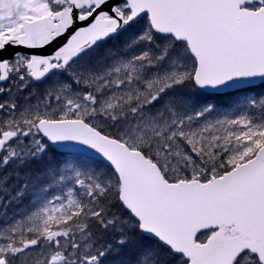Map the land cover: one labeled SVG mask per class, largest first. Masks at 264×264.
<instances>
[{
  "label": "snow or ice",
  "instance_id": "1",
  "mask_svg": "<svg viewBox=\"0 0 264 264\" xmlns=\"http://www.w3.org/2000/svg\"><path fill=\"white\" fill-rule=\"evenodd\" d=\"M256 80L264 0H0V264H264Z\"/></svg>",
  "mask_w": 264,
  "mask_h": 264
},
{
  "label": "trees",
  "instance_id": "2",
  "mask_svg": "<svg viewBox=\"0 0 264 264\" xmlns=\"http://www.w3.org/2000/svg\"><path fill=\"white\" fill-rule=\"evenodd\" d=\"M255 88L257 92H264V83L259 84L257 86L251 87ZM252 95H255V93H252ZM227 102V100L223 101ZM260 111L259 108L253 109L251 114H258ZM33 179H35V173H33ZM14 181H9V184H12ZM38 184V182H37ZM35 193L32 191V185H30V190L28 195L25 197V200L23 203L27 205L29 198L33 197ZM0 197H3L2 200L5 202V211L0 214V220H5V219H12L11 222H13V217L19 218L20 212L23 210L21 208V204L19 202L13 201L12 203H7L8 197L4 195V193L0 192Z\"/></svg>",
  "mask_w": 264,
  "mask_h": 264
},
{
  "label": "rangeland",
  "instance_id": "3",
  "mask_svg": "<svg viewBox=\"0 0 264 264\" xmlns=\"http://www.w3.org/2000/svg\"><path fill=\"white\" fill-rule=\"evenodd\" d=\"M4 211H5V203L3 202L2 199H0V214H2ZM3 222H4L5 226H6L7 224H9L10 220L9 219H5Z\"/></svg>",
  "mask_w": 264,
  "mask_h": 264
},
{
  "label": "water",
  "instance_id": "4",
  "mask_svg": "<svg viewBox=\"0 0 264 264\" xmlns=\"http://www.w3.org/2000/svg\"><path fill=\"white\" fill-rule=\"evenodd\" d=\"M261 82H262V81H260V80H256V81L252 82L251 84L240 85V86H238V87L241 89V88H245V87H249V86L256 85L257 83H261Z\"/></svg>",
  "mask_w": 264,
  "mask_h": 264
}]
</instances>
